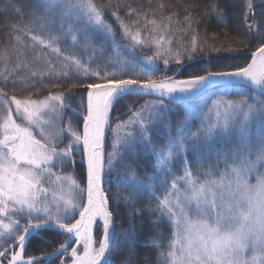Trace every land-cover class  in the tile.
<instances>
[{"label": "snow or ice", "instance_id": "1", "mask_svg": "<svg viewBox=\"0 0 264 264\" xmlns=\"http://www.w3.org/2000/svg\"><path fill=\"white\" fill-rule=\"evenodd\" d=\"M230 2L219 0L210 6L218 23L227 22ZM256 4L264 12V0H246V24ZM9 9L21 17L9 33L15 40L11 48L17 56L16 69L28 68L20 56L30 50L49 70L54 69L53 61L47 59L51 55L62 68H75L77 74L96 79L73 82L68 94L48 93L42 99L31 94L9 98L0 88V264H51L56 258H60L59 264H69V260L70 264H133L146 214L156 216L148 221L154 234L141 246L160 249L156 264H264V32L247 24L259 40L245 67H206L203 75L155 79L157 59L163 60L165 67L173 60L183 65L185 56L193 60L203 51L195 35L189 47L173 50L170 34L142 37L139 28L133 29L118 12H112L126 41L121 44L115 39L117 30L105 19V7L95 0H8L0 11ZM127 15L138 14L129 9ZM147 23L154 26L155 33L159 27L156 21ZM69 38L72 50H63L60 45ZM109 43L116 54L115 63L124 70H105L101 75L91 65L104 59ZM150 47L155 48V54L144 56L146 67L137 70L133 63L136 49ZM77 48L88 54L87 61L76 54ZM121 48L133 59L122 56ZM212 51L238 49L213 47ZM9 59L8 50H0V62L7 65ZM11 75L7 69L0 72L5 82ZM44 75L43 71H31L30 77L19 80L31 87V78ZM60 75L67 78L69 71ZM77 88L87 94L86 106L81 104L83 112H73L82 119V133L71 123L62 126L65 110H71L69 94ZM229 88L241 89V98L228 99L224 91L209 95L213 89ZM249 93L252 102L246 98ZM149 94H155L157 100L141 107L132 121L117 125L111 149L106 152L105 131L112 108L124 97ZM172 104L182 105L184 116L174 136L168 119L167 142L157 149L150 126L163 123ZM197 119L200 123L193 131L191 124ZM65 136L69 143L60 149L57 145ZM81 148L86 163L84 184L73 174L55 171L67 164L74 166V153ZM142 152L153 157V171L145 170L144 178L137 175L133 162ZM176 166L182 174H174ZM106 174L117 176L118 191L111 203L102 186ZM156 181L163 196L156 193ZM121 204L128 206L124 213L128 227L119 230L118 240L116 217ZM137 219L141 220L139 228ZM160 223L171 229L167 241L155 227ZM43 231H54L64 240L43 256L24 259L26 242ZM16 247L20 250L14 251ZM124 248L127 255H121ZM114 254L118 259H113ZM144 261L148 264L147 255Z\"/></svg>", "mask_w": 264, "mask_h": 264}, {"label": "trees", "instance_id": "2", "mask_svg": "<svg viewBox=\"0 0 264 264\" xmlns=\"http://www.w3.org/2000/svg\"><path fill=\"white\" fill-rule=\"evenodd\" d=\"M7 2L8 0H0V9H3ZM19 2L29 3L30 0H19ZM95 2L98 5L105 7V19L107 22L112 24L114 29L117 30L118 36L121 35L118 33L119 28L115 23V18L111 15L112 12H118L125 23L129 24L133 29L139 28L142 37L145 36V34H153L152 29L154 26L152 24H148L147 21L155 20L156 25L159 26L156 28L155 33H163L166 36L170 34L172 38L171 48L173 50H176L179 47V49L183 51L184 47L190 46L192 36L195 35L197 37V44L203 49V51L198 52L195 58L200 56H204V58L194 61L187 66H182L178 71L177 69L179 65L176 64L174 60L167 67L161 66L160 64V67L157 68L158 70L153 73L155 79H163L166 76H172L174 73L176 74L177 79H185L191 75H203L205 73L202 69L206 67L212 68L213 70H234L237 67H244L247 65L249 57L243 53L255 51L259 40V38L255 36L254 32H249L247 24H255L258 26L259 31L264 32V12H261L259 4H256L253 13L249 14L247 24L245 23L244 5L246 0H231L226 23H218L215 14L210 8L212 4L219 2V0H95ZM161 5H163V7H161ZM129 9L134 10V12L138 15H127ZM20 20L21 17L18 16L12 9H9L7 12L0 11V50L7 49L10 54V59L8 60L7 65L0 62V72H4L5 69H7L8 72L12 73L8 82H5L3 76H0V88L7 92L9 98L12 96L22 98L23 96L31 94L33 98L42 99L48 93L65 92L68 94V89L70 88L71 83L79 80H83L87 83L96 79V77L91 75L85 78L82 72L77 74L75 68H62L57 58L51 55L48 56L47 59L53 61L54 69L49 70L45 62H38L34 59L30 50H25V54L20 56V62L27 63L28 68L21 67L20 69H16L15 63L18 62L17 56L12 54L11 48V45L15 44V40L10 38L9 33L11 32V25L16 24ZM137 20L141 23H134V21ZM24 23H27L26 19L24 20ZM189 25H191V27H189ZM165 26H167V28H165ZM15 34L16 33L14 32L12 33L13 36ZM98 42L99 39L97 40V43ZM124 42L126 43V41ZM60 47L63 50L71 51L72 46L70 38L68 42L61 43ZM213 47L220 49L233 48L238 49V51L213 52ZM151 48L153 49V47L136 49L133 63H135L137 70L142 67H146L141 58L142 53L144 55L145 51L149 53ZM119 51L122 56L133 59L132 55L127 51H124L122 48ZM76 54L82 57L84 61L88 60V54L85 53L82 48H77ZM99 55L100 53L97 52V56ZM115 61L116 54L112 50L109 43L105 45L104 59H97L96 62L91 65V68L93 71L99 70L101 75H104L105 70L109 73L113 71H123V66L116 64ZM188 61L189 60L185 56L183 58V64ZM148 70H151V68L148 67ZM31 71H43L45 72V75L42 79L40 76L31 78V87L28 85H21L19 77H30ZM62 71H69V76L65 78L60 75ZM128 71H131V65H129ZM13 79L16 81L15 84L13 83ZM53 85H59V87H53ZM221 91L226 93V98L228 99L241 98L240 93L242 90L239 88L213 89L209 95H213ZM69 96L70 99L68 100V103L71 106V110H65L62 126L67 127L69 123H71L82 133V119L77 118L73 112L76 110L83 112L81 104L83 103L85 105L86 91L81 88L72 89ZM246 98L249 102H252L251 93H249ZM261 99H264V97H261ZM156 100L157 99L155 98L144 96H127L121 99L120 102L112 108L110 113V126L106 140V152L111 149V145L113 143V133L117 128V125L128 122L134 114L136 115V113L139 112L141 107ZM169 107L171 109L169 117H167L163 123L158 122L150 126L152 143L157 149L161 148L167 142L166 125L168 119L171 121L172 135L174 136L178 122L184 116L182 105L172 104L169 105ZM17 122L20 123L21 121L17 120ZM198 126L199 122L196 120L191 124L193 131H195ZM67 143H69V138L65 136L63 138V142L59 143L57 147L62 149ZM189 156H191V154H189ZM73 158L75 160L74 166L67 164L64 165L62 169L57 168L55 171L62 174H73L80 183L84 184L86 183V174L83 164L84 159L82 148L74 153ZM128 159L131 160V157H128ZM152 161L153 157L150 154L142 152L133 161L137 165V175L144 178L145 170H147L148 173H151L153 171ZM205 167H207V165H205ZM221 167H223V165H221ZM120 171L122 172L123 169H120ZM174 174H182V171L178 166L174 167ZM170 182L171 181L169 180V183ZM252 182H254V179ZM116 183L117 176L115 174H106L103 181V188L109 196L110 203L113 198V194L118 191ZM153 183L156 185L157 195L163 196V189L159 186L158 181ZM122 194L126 193L122 192ZM146 202L147 197H145V203ZM152 203L155 204L156 201L153 200ZM138 206L143 207L144 204H140ZM127 207L128 206L121 204L119 207L120 215L116 217L118 240L120 239L119 230L122 227H128V217L124 215ZM150 219L154 220L156 219V216H148L146 214L143 218V231L138 233L140 243L137 245V256L133 261V264H145V255L149 257L148 264H156V255L160 249L141 246L154 234L153 226L148 223ZM21 223H26V221L21 219ZM136 223L139 228L141 226V220L137 219ZM155 227L164 236L165 241H167L171 231L169 225L167 223H160ZM63 240V235H58L54 231H43L38 237H31L29 239L26 243V249L23 256L24 258H28L31 256L49 253L53 250V248L59 247ZM121 255H127L126 248L122 250ZM59 259L60 258H56L51 262V264H59ZM113 259L116 260L118 257L114 254Z\"/></svg>", "mask_w": 264, "mask_h": 264}, {"label": "rangeland", "instance_id": "3", "mask_svg": "<svg viewBox=\"0 0 264 264\" xmlns=\"http://www.w3.org/2000/svg\"><path fill=\"white\" fill-rule=\"evenodd\" d=\"M118 33H120V31H118ZM148 35H158L157 33H153V34H145V36H148ZM115 39L117 40V42H119V43H121V44H123V42H124V40L121 38V36H118V34L116 35V37H115ZM125 43V42H124ZM124 50V49H123ZM124 51H126V50H124ZM155 54V48L153 47V49L151 48V50L149 51V53L147 52V51H145V55L142 53V57L141 58H143L144 56H152V55H154ZM143 60V59H142ZM158 61H156V63H155V67L156 68H159L160 67V64H161V66H164L165 67V65H164V63H163V60H160V59H157ZM159 63V64H158ZM176 78V77H175ZM135 117V114H134V116L128 121V122H130V121H132L133 120V118ZM197 122H199V120L197 119L196 120ZM200 123V122H199ZM116 130V129H115ZM115 131H114V133H113V141H114V137H115ZM37 138H39V136L37 135ZM254 182H255V180H254ZM253 182V183H254ZM5 222H7V221H5ZM75 246V245H74ZM71 250V248L69 249V251Z\"/></svg>", "mask_w": 264, "mask_h": 264}, {"label": "water", "instance_id": "4", "mask_svg": "<svg viewBox=\"0 0 264 264\" xmlns=\"http://www.w3.org/2000/svg\"><path fill=\"white\" fill-rule=\"evenodd\" d=\"M244 55H247L248 57H249V62H251V52H249V53H243ZM198 59H200V58H197V59H193V60H190V61H188V62H186V63H184L182 66H187L188 64H190V63H192V62H194V61H196V60H198ZM248 62V63H249ZM247 66V65H246ZM174 77H176V74L175 75H173ZM87 95V94H86ZM140 96H144V97H149V98H156L157 99V96L155 95V94H149V95H140ZM166 103H167V101H165ZM174 105V104H173ZM175 105H180V104H175ZM110 113H111V111H110ZM110 113H109V125H108V127L106 128V131H105V148H106V140H107V135H108V130H109V126H110ZM83 153V152H82ZM83 164H84V167H85V174H86V163H85V158L83 157ZM103 186V185H102ZM77 218H78V216H77ZM27 243V242H26ZM72 246H74V245H72ZM70 249V248H69ZM20 249H19V247H16L15 248V251H19ZM9 258H10V256H9ZM23 258H24V256H23ZM24 259H27V258H24ZM70 264V263H69Z\"/></svg>", "mask_w": 264, "mask_h": 264}, {"label": "bare ground", "instance_id": "5", "mask_svg": "<svg viewBox=\"0 0 264 264\" xmlns=\"http://www.w3.org/2000/svg\"><path fill=\"white\" fill-rule=\"evenodd\" d=\"M239 54V53H238ZM197 58H200V59H198V60H201V59H203L204 58V56H200V57H196V58H194V59H197ZM198 60H196V61H198ZM190 61V60H189ZM249 62V61H248ZM248 64V63H247ZM173 67H174V65H173ZM182 67V65H179V67H178V69H177V71L180 69ZM245 67V66H244ZM177 73V72H176ZM175 74V73H174ZM173 74V75H174ZM172 75V76H173ZM156 99V98H155ZM85 105H86V96H85ZM175 105V104H174ZM82 128H83V126H82ZM44 254H41V255H38V256H43ZM69 263H70V261H69Z\"/></svg>", "mask_w": 264, "mask_h": 264}]
</instances>
